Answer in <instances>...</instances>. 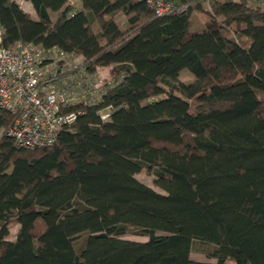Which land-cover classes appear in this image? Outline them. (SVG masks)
Wrapping results in <instances>:
<instances>
[{"label":"trees","instance_id":"obj_1","mask_svg":"<svg viewBox=\"0 0 264 264\" xmlns=\"http://www.w3.org/2000/svg\"><path fill=\"white\" fill-rule=\"evenodd\" d=\"M27 1L35 17L0 0L4 45L110 69L49 146L16 147L0 108V264H264V8L164 0L176 9L158 15L154 0ZM193 12L206 15L200 29ZM143 170L163 192L135 177ZM193 241L215 261L192 258Z\"/></svg>","mask_w":264,"mask_h":264},{"label":"built area","instance_id":"obj_2","mask_svg":"<svg viewBox=\"0 0 264 264\" xmlns=\"http://www.w3.org/2000/svg\"><path fill=\"white\" fill-rule=\"evenodd\" d=\"M77 1L67 0L72 5ZM154 1L158 15L176 9L164 0ZM249 2L264 8V0ZM2 37L0 21V108L13 115L4 133L16 147L49 146L79 113L68 108L96 100L105 78L99 68L94 74L84 73L80 62L55 47L21 41L4 45ZM111 110V105L99 109L100 118H109Z\"/></svg>","mask_w":264,"mask_h":264},{"label":"rangeland","instance_id":"obj_3","mask_svg":"<svg viewBox=\"0 0 264 264\" xmlns=\"http://www.w3.org/2000/svg\"><path fill=\"white\" fill-rule=\"evenodd\" d=\"M20 5H22V7H24L25 3L22 2ZM31 13H32L33 17H35L34 12H31ZM55 15H56L55 12L50 13V16L52 18H54ZM191 17H192V28L200 29L201 26L203 25V23L205 22L206 15H205V13L193 12ZM115 20L118 23V25L120 26V28L123 29L124 27H126V20H125V17L122 13H117L115 15ZM235 37H237V36L235 35ZM74 58H75L74 61L79 60V56H76ZM109 69L110 68L108 66H103V67H99L98 71H99V74L106 79L109 75L108 74ZM179 79L181 81L188 82V81L193 79V75L188 70L184 69L179 73ZM135 177L138 180L148 184L149 186H151L156 191L163 192L158 186H156L154 184L153 175L150 172L143 170V171L136 173ZM16 228H17V224L15 222H11L8 225V229H9L8 238L9 239H13ZM123 237L127 238V239H132V240H139V241L146 240V238H147L146 236L138 235L132 231H128L126 234L123 235ZM211 250H212L211 245L202 244L198 241H193L190 254H191L192 258H194L196 260L215 261L214 258H208L206 255V253L211 251ZM228 264H232V263L228 262Z\"/></svg>","mask_w":264,"mask_h":264},{"label":"crops","instance_id":"obj_4","mask_svg":"<svg viewBox=\"0 0 264 264\" xmlns=\"http://www.w3.org/2000/svg\"><path fill=\"white\" fill-rule=\"evenodd\" d=\"M18 2H19V4H21L22 2H24V3H25L24 7H22V5H21V7H22L25 11H27V12L33 17V15H32L31 12H34V11H33V8H32V6H31L30 2L27 1V0H18Z\"/></svg>","mask_w":264,"mask_h":264}]
</instances>
